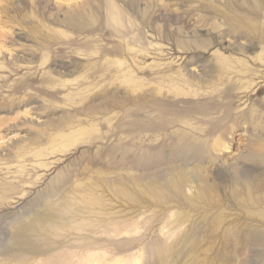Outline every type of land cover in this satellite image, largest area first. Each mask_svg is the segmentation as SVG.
<instances>
[{"label":"rangeland","instance_id":"1","mask_svg":"<svg viewBox=\"0 0 264 264\" xmlns=\"http://www.w3.org/2000/svg\"><path fill=\"white\" fill-rule=\"evenodd\" d=\"M176 170L198 176L129 201ZM52 183L102 197L106 258L264 264V0H0V251Z\"/></svg>","mask_w":264,"mask_h":264},{"label":"bare ground","instance_id":"2","mask_svg":"<svg viewBox=\"0 0 264 264\" xmlns=\"http://www.w3.org/2000/svg\"><path fill=\"white\" fill-rule=\"evenodd\" d=\"M184 81L182 80L184 83L187 82V80ZM183 91H179V94L187 95L191 93L189 90ZM135 97L139 99L140 95L137 94ZM180 150L181 153L183 151L185 157L188 156L183 149ZM145 155L144 153L137 154L136 165L146 168L152 163L149 161L151 157H146ZM160 156L161 160L158 159L159 161H167L169 159V156L165 152L164 155ZM167 175L163 172H157L154 175L147 176L141 174L136 177L134 176V189H132L131 195L128 196L129 201L137 202L141 199V197L136 195V190L138 191V189L143 190L142 192L146 191L153 198H167L164 191H169L171 188L172 190H177L183 183L193 181L198 176L196 171L186 175L181 170H176V173H170L169 177ZM119 181V185L121 186L125 182L122 180V184L121 180ZM126 186L130 185L128 184ZM85 188L82 190L85 195L78 192L79 194L72 195L73 197H71L68 188V192H65L62 190V187H58L55 183H52L46 192L40 193L39 196L37 195L34 201H32V209L26 210V213L29 214L28 218L26 220H20L8 235L9 246L0 251V260L10 263L15 261L17 264H26L29 260L34 261L37 259L38 264H137L138 258H106V252L103 249L101 250L104 245L103 240L108 241L114 247L115 244L110 241H116L112 237L121 233V229L114 230L117 228V225L119 227L118 221H109L114 224L113 226L116 225L115 228L109 229L108 226H111V224L97 217L103 206V199L100 196L92 197L90 194V197L86 195L89 193H87L89 188L87 190ZM59 191H61V194ZM90 192L92 193V191ZM122 192L124 191L122 190ZM123 223L124 225L125 223L127 224V222ZM102 235L104 238L101 237ZM244 237L241 234L237 238L238 246L235 247V251L233 250L235 253H243L242 250H244L246 245V239ZM131 239L134 241L133 238ZM132 240L130 241L132 242ZM262 240V238L260 239L258 237L254 242H260ZM162 246L163 244L159 246L157 243H154L145 250L149 251L152 255L150 256L157 264H171L173 260H169L168 262V259L174 252L172 253L170 248H167L169 245L164 246V248ZM61 247H64V249H61ZM71 247H75L76 250H71L73 249ZM91 248H95L96 251L94 249L93 252H90L89 249ZM179 252L177 251L176 255H179ZM263 256L264 250L257 254V258ZM220 257L227 259L228 255L226 252H222ZM241 264L247 263L243 260Z\"/></svg>","mask_w":264,"mask_h":264}]
</instances>
